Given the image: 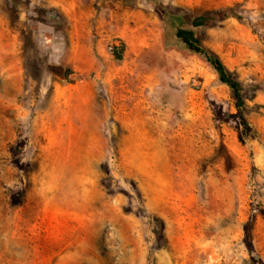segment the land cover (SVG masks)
I'll use <instances>...</instances> for the list:
<instances>
[{"label":"rangeland","instance_id":"rangeland-1","mask_svg":"<svg viewBox=\"0 0 264 264\" xmlns=\"http://www.w3.org/2000/svg\"><path fill=\"white\" fill-rule=\"evenodd\" d=\"M0 264H264V0H0Z\"/></svg>","mask_w":264,"mask_h":264},{"label":"trees","instance_id":"trees-1","mask_svg":"<svg viewBox=\"0 0 264 264\" xmlns=\"http://www.w3.org/2000/svg\"><path fill=\"white\" fill-rule=\"evenodd\" d=\"M215 15H219V13L214 12L211 15H196L191 18L190 25L192 27L204 26L209 21H211ZM173 33L175 38L184 46V48L192 53L199 55L208 65H210L214 69L218 81L227 85L232 92L236 107L241 114L242 108L244 107L241 83L227 69L221 58L213 50L207 48L201 43L200 39L193 29L178 26L174 29ZM122 51L123 46L121 44L111 46V52L116 58L120 57Z\"/></svg>","mask_w":264,"mask_h":264}]
</instances>
